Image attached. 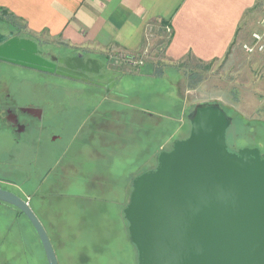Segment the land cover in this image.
<instances>
[{"label":"rangeland","instance_id":"obj_1","mask_svg":"<svg viewBox=\"0 0 264 264\" xmlns=\"http://www.w3.org/2000/svg\"><path fill=\"white\" fill-rule=\"evenodd\" d=\"M11 32L31 35L23 22L1 11L0 34ZM32 36L56 56L80 52L44 34ZM240 37L224 59L158 65L154 75L146 74L145 62L160 51L150 46L144 64L123 52L108 53L105 69L120 74L107 98L102 86L86 80L0 60V187L29 202L59 264H138L124 214L133 180L156 167L161 151L188 136L189 114L198 105L221 104L232 118L230 150L258 147L264 154V52L246 53ZM187 84L185 100L179 87ZM110 107L120 110L122 123L111 135L94 124L112 116L105 111ZM0 264H48L30 219L2 201Z\"/></svg>","mask_w":264,"mask_h":264},{"label":"water","instance_id":"obj_2","mask_svg":"<svg viewBox=\"0 0 264 264\" xmlns=\"http://www.w3.org/2000/svg\"><path fill=\"white\" fill-rule=\"evenodd\" d=\"M39 51L29 37L0 34L1 60L75 78L88 76V64L99 71L97 61L83 53L49 60ZM107 85H114L113 78ZM189 120L188 136L161 151L156 167L133 180L124 214L138 264H264V154L258 147L229 149L232 118L220 104L198 105ZM0 201L30 219L48 264H59L29 202L2 187Z\"/></svg>","mask_w":264,"mask_h":264},{"label":"crops","instance_id":"obj_3","mask_svg":"<svg viewBox=\"0 0 264 264\" xmlns=\"http://www.w3.org/2000/svg\"><path fill=\"white\" fill-rule=\"evenodd\" d=\"M4 10L23 22L31 34L27 37L38 42L32 35L44 34L92 57L104 68L108 53L137 55L145 48L158 50V56L154 54L145 62L149 65L146 74L154 75L158 65L174 66L186 60L209 65L224 59L241 34L242 48L243 42L252 40L264 14V0H0V12ZM111 74L114 85H100L106 98L117 86L120 71ZM183 88L179 87V93L188 100V84ZM105 111L112 116L94 121L95 128L108 131V127L111 135L121 129L117 117L121 112L112 107ZM138 111L155 117L146 109ZM101 141H106L105 137ZM107 141H112L111 136Z\"/></svg>","mask_w":264,"mask_h":264},{"label":"built area","instance_id":"obj_4","mask_svg":"<svg viewBox=\"0 0 264 264\" xmlns=\"http://www.w3.org/2000/svg\"><path fill=\"white\" fill-rule=\"evenodd\" d=\"M257 23V29L254 30L251 34L252 40L242 43V48L248 54L264 52V14L260 17ZM167 31H170V29L167 28ZM146 54L147 51L137 55L125 54V57L131 60V62L133 63L144 64L143 56H145Z\"/></svg>","mask_w":264,"mask_h":264},{"label":"flooded vegetation","instance_id":"obj_5","mask_svg":"<svg viewBox=\"0 0 264 264\" xmlns=\"http://www.w3.org/2000/svg\"><path fill=\"white\" fill-rule=\"evenodd\" d=\"M6 35H8V34H6ZM14 35H16V34H14ZM17 36H19V35H17ZM38 46H39V50H40L39 51L40 55H42L43 57H45L49 60L53 59L52 57L54 56V54L52 52H48V51H44V50L40 49L41 45L39 43H38ZM78 54H80V52H78L76 54H72V56H76ZM88 57L89 56H86V59ZM2 61H5V60H2ZM6 62H9L11 64H15V65H19L21 67H27V66H24L21 64L12 63L10 61H6ZM55 62L57 64V66L63 65V63H61L59 61V59L55 60ZM95 67H96L95 65L93 66L91 64L85 65V68L86 69L90 68V71H86L88 74V76L86 78L81 77L80 79L86 80V81L91 82V83H96L99 85H106L107 88H109V85H107V84H108L109 80L113 78V75L110 72H108L107 69H105L104 67H101L100 65H98V67H97L99 69V71L95 72ZM78 70H81V69H78ZM68 77H70V76L68 75ZM73 78H75V77H73Z\"/></svg>","mask_w":264,"mask_h":264},{"label":"trees","instance_id":"obj_6","mask_svg":"<svg viewBox=\"0 0 264 264\" xmlns=\"http://www.w3.org/2000/svg\"><path fill=\"white\" fill-rule=\"evenodd\" d=\"M3 14H5V15H7L8 16V14H7V12L4 10V13ZM8 21H10L9 19H8ZM10 22H13V20H11ZM221 105V104H220ZM222 106V105H221Z\"/></svg>","mask_w":264,"mask_h":264}]
</instances>
